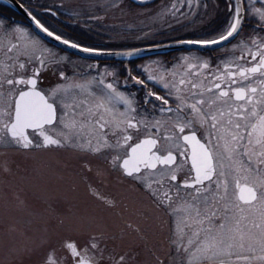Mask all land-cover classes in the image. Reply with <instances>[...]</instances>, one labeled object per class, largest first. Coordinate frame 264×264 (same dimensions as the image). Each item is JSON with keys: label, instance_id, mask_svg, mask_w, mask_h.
I'll return each mask as SVG.
<instances>
[{"label": "snow or ice", "instance_id": "6c2138e0", "mask_svg": "<svg viewBox=\"0 0 264 264\" xmlns=\"http://www.w3.org/2000/svg\"><path fill=\"white\" fill-rule=\"evenodd\" d=\"M221 4V30L179 43H237L216 59L189 54L167 68L154 61L159 75L146 79L160 83L164 95L129 71L145 90L140 99L107 70L79 82L61 68L55 85L40 87L42 70L59 65L57 54L30 27L0 18V146L82 154L87 198L107 213L124 209L98 181L115 173L133 182L168 218L166 247L152 253L150 264H264V0H217L215 7ZM185 5L191 10L201 0H173L161 19L178 20ZM18 7L48 37L102 54L50 30L23 3ZM249 18L255 27L245 32ZM89 157L103 166L94 170ZM105 235L94 229L82 245L66 242V264H100ZM43 264H55L54 254ZM113 264H127L126 256Z\"/></svg>", "mask_w": 264, "mask_h": 264}, {"label": "rangeland", "instance_id": "374dc122", "mask_svg": "<svg viewBox=\"0 0 264 264\" xmlns=\"http://www.w3.org/2000/svg\"><path fill=\"white\" fill-rule=\"evenodd\" d=\"M25 1H28L27 5L33 7L32 12L37 10L46 15L47 17H40V20L51 25L52 30L56 32L58 29L62 30L57 26L60 21L57 17H61L62 22H70L77 27L82 26L81 22L85 21L90 23L88 31L99 34L96 37L98 42H116L117 46L123 42L125 45H134L133 42L138 41L142 36H144L142 41H153L152 39L156 38L157 43L166 42L173 36L175 39L178 35L186 39L201 38L210 36L224 26L211 24L207 29L199 31L200 22H194L191 16L179 17L177 20L170 15H165L166 17L162 20L161 13L169 4L164 2L165 6H159L158 0L148 5L135 4L129 0L123 2L122 0H111L108 6H105L108 0ZM21 2L24 3V0L19 3ZM214 2L217 3V0ZM113 3L117 6L113 7ZM61 4L67 9L56 10ZM1 5L14 10L9 0H0V7ZM95 5L103 6L104 12L101 15L80 12L81 7L92 8ZM222 7L221 4V8L216 9L217 13L224 15ZM20 15L25 18L21 13ZM211 18L212 16L207 20L210 21ZM201 19L205 20L203 17ZM104 21L110 25L125 26V41L117 29L113 31L103 26ZM97 22L98 25L93 24ZM187 22L190 25L184 31L173 33L171 36L155 37L157 31L169 33L171 29L181 26L182 23L187 25ZM63 24L67 25V23ZM65 34L67 37L71 36L67 31ZM224 44L227 42L222 45ZM172 46L174 49L189 45L178 43ZM214 47L218 46L209 48ZM131 49L125 52L134 53L132 57H140L144 52L143 48ZM161 51L163 49L159 52ZM100 52L103 57L112 53L111 51ZM112 56L117 55L112 54ZM57 59L62 61L60 58ZM155 61L166 68L160 58ZM155 66L153 71L157 70ZM153 74L159 75V72L155 71ZM72 79L82 82L76 78ZM48 85L44 84L42 87L47 89ZM63 149L66 152L61 153L58 149L52 152L16 154L10 150H0V264H43L49 253L54 254L55 264H66L68 255L65 248L66 242H76L82 245L94 229L103 230L106 234L105 243L102 244L103 256L102 258L97 256L100 264H113V261L122 254L126 256L127 264H150L152 253L166 247L168 218L156 213L153 208L146 207L145 197L135 184L115 173L107 175L98 183L102 191L117 199L124 211L121 213L120 209H117L116 213H120L119 215L102 211L100 206L89 200L86 195L85 184L81 179L86 175L83 169L85 158L82 161L79 153L71 151L70 148ZM87 159L91 160L94 170L97 166H103L102 160L90 157ZM85 216L94 217V220L85 224L81 221V217ZM128 223H131L134 228L138 227L140 231H131L126 227Z\"/></svg>", "mask_w": 264, "mask_h": 264}, {"label": "flooded vegetation", "instance_id": "af4514ba", "mask_svg": "<svg viewBox=\"0 0 264 264\" xmlns=\"http://www.w3.org/2000/svg\"><path fill=\"white\" fill-rule=\"evenodd\" d=\"M18 1L20 2L21 0H18ZM103 1H106V0H103ZM123 1L124 0H122V2ZM27 2L28 1L24 0V3L23 2H21V3H23L25 7L29 8L31 10V8H33V7L31 5H27L26 4ZM110 2H111V0H108L106 2L105 6H108ZM164 2H166V4H169V6L166 8L164 7L163 12H165L166 9L171 8L173 0H158L157 3L159 6H165V5H163ZM204 4H207V8L203 7ZM215 5H216V3L214 2V0H201V6L200 7L194 6L191 10H189V8L185 5L182 9L183 12L185 13V15H180L179 17H188V16H191V18L193 17L194 22H196V23L200 22L199 31H203V30L207 29L211 24L224 25L225 16L222 15V13H217V9H216ZM1 6L2 7H0V18L5 19L6 22L7 21H16V22L23 24L24 26L30 27L31 30L37 36H39V38L45 43V45L47 47L51 48L53 50V52H55L57 54V58H60V59L62 58L61 59L62 61L60 62V64L58 66H51L50 65L51 70H48V69L42 70V74H41L40 81H39L40 87H42L44 84H49L48 85L49 87L55 85L57 83V78H58V69H61V68L64 69L66 71V73L68 74V76H70L71 78L79 79L82 82L84 80H89L93 76H95L97 74V70L99 72H104L105 70H107L108 72H115L116 73V80L118 81V84L122 90H125L126 92H131L132 94H134L137 97V99L143 98L144 93H145L143 86L136 84L134 81L130 80L128 77V73H129V71H131L132 75L137 76L139 79H144L146 81V83L148 84V87L150 89L156 91L160 95H164L165 90L162 88L160 83H156L153 81H147V79H146V76L149 72L154 73L156 71L158 73L160 71L158 68H157V70L153 71L154 66H155V63H153V62L155 60H158L160 58L161 61L163 62V64H165V67L167 68V67H170L172 64L176 63L181 57H183L185 55H189V54H193L196 56H203V57L211 56L214 59H216L219 57H224L226 55V50L231 49L233 44L237 43V41L239 39V38L230 39V41H228L227 44L220 45V46L214 47L212 49L202 48V47H193L190 45L186 46V47H175L174 49H172V48H168V47H171L173 44H178L180 40H186V38L182 37V35H178L177 37H175V39H173V37H174L173 36V37H171L170 40H168L166 42L157 43L156 38L152 39L153 41H149V40L142 41V39L144 38V36H142L139 38L138 41L133 42L134 45H132V44L125 45V44H123L125 42H123V43H119V45L117 46L116 42H113V43L103 42V41L98 42L96 37L99 36V34L93 32V31L87 30V28H89L88 24H90L88 22L82 21L81 22L82 26L77 27L70 22H62V18L57 17V19L60 20V21H58L57 26L62 29V30L58 29V32L60 35L65 36V38L70 39L74 42H77V43L81 44L82 46L93 47V48L98 49L99 51H111L112 53H121V52H125V50H127V49L132 50L131 48H135V50L136 49H142V48H154V47L168 48V49H163V51H161L157 54L147 55V56L138 57V58L96 59V58L83 57L80 55L73 54L72 52H69L66 49H63L62 47H60L56 43L48 41L46 38H44L42 35H40L36 31L34 26L32 24H30L27 20H25L18 12L11 10V9H8L4 5H1ZM177 6L179 7L180 5L178 4ZM97 7H99V5H97ZM57 9L63 10V9H67V8H65L61 4L60 8H56V10ZM160 11H161V9H160ZM103 12L104 11H102V12L97 11L95 14L98 13L99 15H101ZM212 12H214V15H212ZM33 14L34 15L37 14V17L39 19H40V17H43V18L47 17L46 15H44L41 12H38L37 10H35L33 12ZM95 14H93V15H95ZM211 16H212V18L210 19V21H208L207 19ZM199 17L200 18L203 17L205 20H202V19L200 20ZM92 22H94V20H92ZM43 23L47 27H49L50 30L53 29L51 27V25H49L45 22H43ZM63 23H67V25H65ZM187 23H188L187 25H186V23L185 24L182 23L181 26H176L175 28L171 29V32H169V33H166L165 31H163V32L157 31V34L155 35V37H165L166 35L171 36L173 33H176V32L179 33L181 31H184L186 29V27H189V25H190L189 22H187ZM202 23L204 24L203 26H202ZM93 24L98 25V22L93 23ZM106 25H108V26H106ZM103 26L107 27L108 29H112L113 31H116V29H117L119 31V33L122 35V37L124 38L123 40L125 41V39H126V37L124 36V35H126L125 26L116 25V24L110 25V23H108L106 21L103 22ZM116 27H119V28H116ZM253 27H255V23L252 20V18H249L248 21L246 22L245 32L251 31V29ZM66 31L70 33V35H71V36L69 35L70 37H67V35L65 34ZM58 32H56V33H58ZM183 34H187V33H183ZM192 34H194V33H192ZM203 49H205V50H203ZM148 62H149V64H148ZM90 66H91V68H90ZM145 66H147L148 72L145 71ZM155 67H157V65ZM42 75H45V76L42 77ZM107 79L112 80V77H107ZM125 81H127V88L126 89L124 88ZM5 149L13 151V149H16V148L0 146L1 151L5 150ZM16 150H18V149H16ZM55 150L57 151L58 149L51 148L48 150L34 149L31 151H23V150H18V151H20V153H22V152H39V151H51L52 152ZM59 151H61V153H62V151L66 152L65 149H63V148L59 149ZM71 151H72V149H71ZM73 152H75V151H73ZM79 155H80L79 158L82 160L84 158L83 155L80 153H79ZM141 194H143V193L141 192ZM143 197H145V196L143 195ZM144 200H146L145 201L146 207L152 208L151 204L149 203V201L147 200L146 197ZM159 214L161 215L162 213H159ZM162 240L165 242V238H163ZM162 240L160 241L161 244H163ZM158 244L161 245L159 242H158ZM107 256L110 257L109 254H107Z\"/></svg>", "mask_w": 264, "mask_h": 264}, {"label": "water", "instance_id": "95a60500", "mask_svg": "<svg viewBox=\"0 0 264 264\" xmlns=\"http://www.w3.org/2000/svg\"><path fill=\"white\" fill-rule=\"evenodd\" d=\"M13 4H16V2L14 1V0H10ZM135 2H137V3H146V2H149V1H151V0H141V1H139V0H134ZM62 44V43H61ZM66 46V45H65ZM66 47H68V46H66ZM68 48H70V47H68ZM70 49H72V48H70ZM72 50H74V49H72ZM75 51V50H74Z\"/></svg>", "mask_w": 264, "mask_h": 264}]
</instances>
